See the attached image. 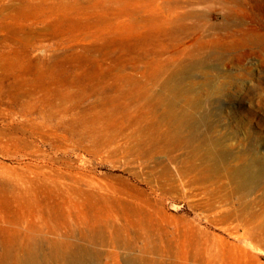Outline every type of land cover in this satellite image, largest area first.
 Listing matches in <instances>:
<instances>
[{
    "label": "bare ground",
    "instance_id": "obj_1",
    "mask_svg": "<svg viewBox=\"0 0 264 264\" xmlns=\"http://www.w3.org/2000/svg\"><path fill=\"white\" fill-rule=\"evenodd\" d=\"M17 1L12 5L13 13L8 16L7 35L0 37V91L10 98V107L26 116L22 128L30 124L33 134L44 130L58 135L61 130L65 133L63 136H76L74 143L78 147L96 155L102 153L106 145L117 143L120 132L129 143L120 150H113L115 155L125 153L129 157L149 160L155 159L157 153H167L170 161H176V176L195 171L211 178L224 169L235 189L254 191L260 177L257 168L260 160H247L238 154L237 160L232 162L221 133L213 134L216 126L212 121L215 115L213 103L221 91L212 71L219 58L239 39L230 43L234 34L215 35L214 32L208 33L207 29L210 26L227 31L234 18L226 12L222 13L220 21L213 20L210 6L202 11L184 9L194 4L210 5L208 3L214 0H144L145 13L141 20L131 18L133 30L143 27L133 45L134 53L138 50V58L145 63L142 76L124 72V59L117 60L120 56L113 64L106 65L104 59L113 56L110 48L102 49L104 58L100 57L99 64L96 56L93 57L94 50L100 51L97 46L72 49L67 55L54 54L47 59L34 58L31 50L35 45L32 21L36 17L46 24L47 17L51 15L47 13V0L38 3L35 0ZM81 2L56 0L52 6L56 9L73 7L78 11L96 7L93 3L89 6ZM254 27L260 36L264 25L258 21ZM42 30L46 32L48 29L44 27ZM68 55L74 59L64 61ZM83 69L87 70L84 75ZM7 79L10 80L5 83ZM129 124L134 128L130 130ZM204 125L207 126L205 134L202 133ZM20 132L15 135L14 130L10 131L7 140L15 143L28 141L25 133ZM2 134L4 130L0 129V137ZM187 147L191 151L180 159L183 165H179L178 152ZM122 180L127 183L126 178L122 177ZM87 185L88 189L96 186L92 180ZM127 190L128 185L121 193L127 194ZM127 205L124 202V207H36L33 219L28 217L25 207L20 208L21 216L6 218L8 209L5 208L3 212L6 215L0 213V264H93L101 257L93 247L98 240L128 250L125 263L156 264L145 258L148 248L144 236L149 235L145 223L151 218L142 207ZM242 207L238 215L234 209L224 208L222 214L217 211L220 217L211 218L216 223L225 224L230 219H238L239 215L250 216L241 233L253 242H260L259 245L264 244L263 214L251 212L249 204ZM33 208L28 207V211ZM48 214L50 219L46 217ZM120 219H123L122 223ZM24 221L28 223L24 224ZM107 229L112 231L110 236L105 235ZM194 231L203 233L200 227ZM62 232L65 238H62ZM204 233L208 246L201 253L208 256L201 260L202 264H238L240 257L233 253L244 248L222 236ZM223 250L232 253L223 256ZM40 254H43L40 258L36 257ZM195 254V258L200 257L199 245ZM112 256L117 258L116 250ZM172 264H177L176 258Z\"/></svg>",
    "mask_w": 264,
    "mask_h": 264
},
{
    "label": "rangeland",
    "instance_id": "obj_2",
    "mask_svg": "<svg viewBox=\"0 0 264 264\" xmlns=\"http://www.w3.org/2000/svg\"><path fill=\"white\" fill-rule=\"evenodd\" d=\"M40 1L35 0L36 3ZM54 1H46L47 13L51 15L47 17L45 25L36 17L32 21L35 45L31 50L34 58L47 59L54 54L67 55L72 49L76 51L97 46L100 51L94 50L93 57L96 56L99 64L100 57L104 58L102 49L110 48L113 56L104 59L106 65H110V62L113 64L116 57L120 56L117 60L124 59V72L142 76L145 63L138 58V50L134 53L133 45L143 32V27L133 30L131 18L141 20L145 13L144 0H79L85 5L96 6L84 11L73 7L56 9V6H52ZM15 2L18 1L0 0V37L7 35L8 16L13 13L12 5ZM208 4L188 5L184 9L202 11L210 6L213 20L217 21H220L222 13H229L234 19L227 31L209 26L207 32H214L215 35L232 33L235 37L230 43L239 39L219 58L212 71V77L221 91L216 103H213L215 115L212 121L217 126L213 134H222L220 137L224 147L229 150L228 156L232 162L237 160L235 157L238 154L244 155L247 160H260L257 163L260 177L254 191L235 189L224 169L211 178L195 171L176 176V161H170L167 153H157L155 159L149 160L129 157L125 153L115 155L113 150H120L129 143L120 132V140L106 145L98 155L78 147L74 143L76 136H63L65 133L61 130L58 135L44 130L33 134L30 124H25L24 129L21 127L26 116L10 107V98L0 91V129L4 130L0 137V213H7L6 218L21 216L22 207H25L24 211L33 219L36 207H124L125 202L128 207H142L151 218L145 223L149 235L144 236L148 248L145 258L148 262L172 264L176 258L177 264H202L201 260L208 256L201 253L208 246L204 241V232H209L244 248L233 253L240 257L238 264H264V244L259 245L260 242H253L242 235L250 216L245 218L239 215L238 219H228L225 224L212 219L220 217L224 208L239 213L246 204H249L251 212L260 211L264 216V28L260 36L254 30L258 21L264 25V0H214ZM184 9L179 10L183 12ZM44 27L48 29L46 32L42 30ZM73 59L68 55L64 61ZM86 71L82 70L83 75ZM35 115L38 117V114ZM204 127L202 133L205 134L207 126ZM133 128V124L129 126L130 130ZM13 130L15 135H19L20 130L24 132L28 141L15 143L7 140V134ZM190 151L191 148L187 147L178 152L179 165H183L180 159ZM122 177L127 179V183ZM90 180L96 184L95 188H87ZM127 185L128 193L122 194L121 190ZM82 187L90 191H84ZM28 207L34 208L29 212ZM5 208L8 209L6 213L3 212ZM49 214L46 217L50 219ZM119 222L122 223L123 219ZM196 227L203 229V233L195 232ZM62 234V238H65V233ZM111 234L112 231L107 229L105 235ZM52 235L58 237L57 234ZM109 243L98 240L93 245L101 255L93 264H128L125 263L128 250ZM198 245L200 257L195 258ZM114 250L116 259L112 256ZM222 252L223 256L232 253L227 250Z\"/></svg>",
    "mask_w": 264,
    "mask_h": 264
}]
</instances>
